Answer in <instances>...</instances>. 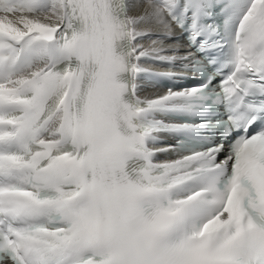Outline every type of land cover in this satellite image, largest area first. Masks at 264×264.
Wrapping results in <instances>:
<instances>
[{
  "label": "snow or ice",
  "instance_id": "6c2138e0",
  "mask_svg": "<svg viewBox=\"0 0 264 264\" xmlns=\"http://www.w3.org/2000/svg\"><path fill=\"white\" fill-rule=\"evenodd\" d=\"M0 264H264V0H0Z\"/></svg>",
  "mask_w": 264,
  "mask_h": 264
},
{
  "label": "bare ground",
  "instance_id": "6f19581e",
  "mask_svg": "<svg viewBox=\"0 0 264 264\" xmlns=\"http://www.w3.org/2000/svg\"><path fill=\"white\" fill-rule=\"evenodd\" d=\"M138 2H140V0H138ZM138 11H143V8L138 9ZM148 43H149L148 41L145 42L146 45H147Z\"/></svg>",
  "mask_w": 264,
  "mask_h": 264
}]
</instances>
